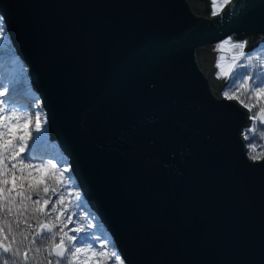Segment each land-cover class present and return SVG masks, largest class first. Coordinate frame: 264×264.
Wrapping results in <instances>:
<instances>
[{"label": "water", "instance_id": "obj_1", "mask_svg": "<svg viewBox=\"0 0 264 264\" xmlns=\"http://www.w3.org/2000/svg\"><path fill=\"white\" fill-rule=\"evenodd\" d=\"M0 0L14 55L125 264H264V160L214 81L228 37L264 43V0Z\"/></svg>", "mask_w": 264, "mask_h": 264}, {"label": "snow or ice", "instance_id": "obj_2", "mask_svg": "<svg viewBox=\"0 0 264 264\" xmlns=\"http://www.w3.org/2000/svg\"><path fill=\"white\" fill-rule=\"evenodd\" d=\"M210 2L211 14L217 16L231 0ZM5 33L6 18L0 14V38ZM246 45V41L233 37L223 40L216 50L227 46L231 62L225 67L221 56L216 67L220 70L217 77L228 80L222 93L225 99L236 100L250 113L259 108L249 117L253 125L242 133L249 140L257 122L264 125V64L259 65L258 73L246 74L252 66V56L244 51ZM17 83L0 79V264H125L113 241L90 231L92 222L83 224L73 219L71 208L81 197L71 184V166L48 144L46 114L42 116L27 85V102L7 95L10 87L15 93ZM241 93L255 103L246 102ZM246 147L250 160H264V153L257 154L255 143ZM70 224L75 226L69 228Z\"/></svg>", "mask_w": 264, "mask_h": 264}, {"label": "trees", "instance_id": "obj_3", "mask_svg": "<svg viewBox=\"0 0 264 264\" xmlns=\"http://www.w3.org/2000/svg\"><path fill=\"white\" fill-rule=\"evenodd\" d=\"M5 34L6 35H4V37L0 38V69L3 68L4 69L3 71H5L4 77L2 78L4 83H9V81H12V80L16 81L17 79H19V77H18V76H20L19 70L21 67L25 68V66L22 63V61L19 59L18 56L12 55L14 50L11 46H9L10 42H8V40L6 39L7 33H5ZM245 52L252 56V66L250 67L248 73H246V74H251L253 72L258 73L260 71L259 65L264 64V59H262V57H264V43L259 45V47H257L255 50H250V51H245ZM229 55H230V57L227 59L228 64L231 62V56H232V53L230 51H229ZM227 85H228V80L226 81L225 85L221 89L222 93L225 90H227ZM18 89H21V88H18ZM19 92H21V90ZM241 94H242V98H244L246 100V102L255 103L254 100L248 101L247 96L244 95L243 93H241ZM20 97H21V95H20ZM33 97L35 98L34 100H38V97L36 94H34ZM15 101L27 102V101L21 100L19 98H17ZM258 111H259L258 107L254 108L253 112L250 113V115L257 113ZM252 125H253V122H251V125L249 127H251ZM255 127H256V131L249 134V140H246V146L249 143H255L258 146L257 147V154L264 153V139L261 138V133H264V125H262L260 122H257ZM244 131H245V129H244ZM48 144L51 146V148H54L55 151L58 152L63 157V155L61 154V151L59 150L56 142H48ZM51 148L49 150H51ZM247 154H248V148H247ZM65 160H67V159H65ZM71 177H72L71 184H72L73 188L75 189V192L78 193L79 196L81 197V201L74 204V206L71 208V214H73V219L76 220L77 222L83 223V224H86L89 221L92 222L94 227L90 231L94 235L101 237V238L107 236V238L109 240L113 241L112 237L109 235V233L106 231V229L102 226V223L99 221L98 217L89 209L88 204H87L86 200L84 199L81 191L77 187L72 174H71ZM67 191L68 190H65L66 201L69 199V197L67 195ZM33 198L34 199L36 198L35 195L33 196ZM44 198L47 199L48 198L47 195H45ZM53 199H55V198H53ZM92 217H94V219H92ZM32 223L35 224V221H32ZM74 226H75L74 224H70L69 228L74 227ZM18 239H19V237H18ZM57 242H58V238H57ZM25 243H27V242H25ZM22 251H23V246H22ZM32 255H33V253L29 252V256L31 257ZM10 264H11V262H10Z\"/></svg>", "mask_w": 264, "mask_h": 264}, {"label": "rangeland", "instance_id": "obj_4", "mask_svg": "<svg viewBox=\"0 0 264 264\" xmlns=\"http://www.w3.org/2000/svg\"><path fill=\"white\" fill-rule=\"evenodd\" d=\"M6 35V34H5ZM6 39L8 40V42H10V40H9V38H8V35L6 36ZM222 42V41H221ZM221 42H218L217 44H220ZM247 42V41H246ZM2 44V43H1ZM217 44H216V46H217ZM9 46H10V43H9ZM212 47V46H211ZM210 52H216V55H215V65H214V75H213V80L214 81H219V82H224V83H226V79H224L222 76L221 77H217V73L220 71L217 67H216V64H217V61H218V59H219V57H221V56H223L224 57V59L223 60H220V63L221 64H223L225 67H227V65H228V63H227V59L230 57V55H229V51L227 50V46L225 47V49L223 50V51H214V50H211L210 49ZM14 53V52H13ZM12 55H14V54H12ZM16 56V55H15ZM4 69L3 68H1L0 69V79H2L3 77H4V74H5V71H3ZM19 72H20V76H18L19 77V79H17L16 81L18 82L17 83V85H16V91H15V93H13L12 92V89H11V87L9 88V92H8V96L10 97V98H13L14 97V95L16 94V93H19V95H21V97H18L19 99H21V100H24V98H22L23 96H24V90L26 91V89H25V85H27L28 87H27V90H29L30 88V86H29V78L27 77V72L25 71V68L24 67H21L20 68V70H19ZM18 88H21V89H18ZM23 88V89H22ZM29 88V89H28ZM21 90V92H18V91H20ZM30 92H31V94L34 96V92H32V90H30ZM17 99V98H16ZM34 103L36 104V105H38L40 108H41V103H40V101H34ZM42 109V108H41ZM44 115V111L42 110V116Z\"/></svg>", "mask_w": 264, "mask_h": 264}, {"label": "bare ground", "instance_id": "obj_5", "mask_svg": "<svg viewBox=\"0 0 264 264\" xmlns=\"http://www.w3.org/2000/svg\"><path fill=\"white\" fill-rule=\"evenodd\" d=\"M218 45V44H217ZM211 50H214V51H218V50H216V44L215 45H213L212 47H211ZM27 77H28V75H27ZM29 81V80H28ZM28 87V86H27ZM25 91V90H24ZM19 95V93H17L16 94V96H18ZM40 100V99H39ZM41 105V104H40ZM42 108V107H41ZM43 110V109H42ZM45 115V114H44ZM48 129V128H47ZM48 133V132H47Z\"/></svg>", "mask_w": 264, "mask_h": 264}]
</instances>
